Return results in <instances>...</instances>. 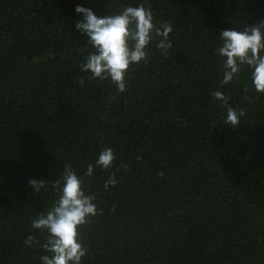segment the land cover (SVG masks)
Returning <instances> with one entry per match:
<instances>
[{
    "label": "trees",
    "instance_id": "trees-1",
    "mask_svg": "<svg viewBox=\"0 0 264 264\" xmlns=\"http://www.w3.org/2000/svg\"><path fill=\"white\" fill-rule=\"evenodd\" d=\"M141 3L172 24V48L165 57L152 41L120 93L81 72L94 49L75 8L103 17ZM261 21L264 0H0V264H42L24 241L44 242L31 221L66 165L102 211L80 229L81 264H264V94L247 67L222 84L216 54L222 31ZM216 91L245 112L238 127ZM105 147L116 160L102 170Z\"/></svg>",
    "mask_w": 264,
    "mask_h": 264
},
{
    "label": "clouds",
    "instance_id": "clouds-1",
    "mask_svg": "<svg viewBox=\"0 0 264 264\" xmlns=\"http://www.w3.org/2000/svg\"><path fill=\"white\" fill-rule=\"evenodd\" d=\"M75 12L82 17L75 24L76 31L87 37V43L94 49L80 65L81 72L90 73L91 80H109L123 93L126 91L125 77L132 65L146 61L147 47L158 40L156 47L167 57L172 48L169 34L173 31L170 22L157 26L154 23L150 7L143 3L127 6L119 14L98 17L85 7L77 6ZM221 46L216 54L223 59L222 84L227 85L239 78L241 71L247 67L250 71L252 86L257 93L264 94V21L244 27L242 30H224L220 34ZM83 84V77L78 81ZM247 91V89H245ZM226 109L225 124L236 128L243 110L228 107L229 98L221 92L212 93ZM245 99H248L245 97ZM141 159V157H137ZM116 156L111 148H103L95 167L102 170L112 168ZM121 167H126L121 165ZM94 165L89 163L85 177H91ZM163 177V172L158 173ZM30 187L39 192L45 187V180H29ZM118 181L113 173L104 183L108 191ZM56 198L49 210L41 213L31 221V228L45 236L44 242L29 235L24 241L26 246H39L47 254L40 257L42 264H81L88 248L83 243L80 229L89 224L94 217L102 214L94 203L95 196L83 190V178L79 177L71 165H66L61 177L51 184ZM113 205L111 211H115Z\"/></svg>",
    "mask_w": 264,
    "mask_h": 264
}]
</instances>
